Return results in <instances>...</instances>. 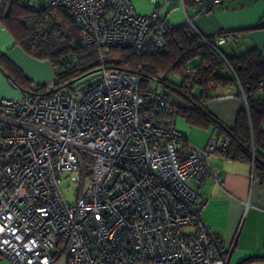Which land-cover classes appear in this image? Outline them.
<instances>
[{
  "label": "built area",
  "instance_id": "built-area-1",
  "mask_svg": "<svg viewBox=\"0 0 264 264\" xmlns=\"http://www.w3.org/2000/svg\"><path fill=\"white\" fill-rule=\"evenodd\" d=\"M226 1L193 0L206 15ZM44 7L71 13L99 65L68 85L59 87L55 76L45 91L34 84L18 99H0V256L15 264H229L232 248L204 221L209 198L199 187L212 174L210 155L226 156L233 139L186 148L177 108L152 87L165 73L143 88L140 69L105 64L114 48L139 56L164 50L172 25L161 5L150 14L133 0ZM199 35L218 48L239 32L216 34L214 44ZM182 78L192 91V75ZM214 84L186 109L205 103ZM67 180L76 186L73 200Z\"/></svg>",
  "mask_w": 264,
  "mask_h": 264
},
{
  "label": "crops",
  "instance_id": "crops-1",
  "mask_svg": "<svg viewBox=\"0 0 264 264\" xmlns=\"http://www.w3.org/2000/svg\"><path fill=\"white\" fill-rule=\"evenodd\" d=\"M28 1L31 6L38 2ZM48 1L40 0L38 8ZM133 1L142 14H149L154 10L153 6L149 8L143 0ZM34 5L32 7L36 8ZM160 5L163 16L172 27L189 24L188 19L191 18L193 29L206 38L238 30L239 35L234 41L220 46L229 57L240 56L251 49H257L264 55V0H227L213 15L200 14L199 7L195 4L184 10L178 0H168ZM258 24L261 27L252 29ZM0 56L1 61L7 60L18 67L32 83L48 85L56 76L51 61L39 60L29 55L1 22ZM187 66L190 70L183 73L188 76L196 73L197 66L192 67L190 63ZM226 71L228 75L233 73L230 68ZM183 73L168 76L169 85L159 84L177 109H186L187 103H198L205 95L203 88L196 84L189 98L175 90L174 88L183 84ZM29 91L30 88L24 90L12 82L0 67V99H18ZM260 95L263 97L264 91ZM210 96L200 108L204 107L225 127L218 124L193 125L185 116L177 113L181 117L177 121V127L185 136L186 148L191 145L203 147L211 137L225 135L226 128H233L238 113L247 104V97L238 82L215 81L210 89ZM258 124L264 134V118ZM259 142L255 151L264 161V141L260 138ZM209 160L212 174L199 187L201 194L209 198L203 211L204 221L232 248L229 264H264V181L255 170V162L253 159H230L220 153L211 154ZM217 180L223 181V184H219Z\"/></svg>",
  "mask_w": 264,
  "mask_h": 264
},
{
  "label": "trees",
  "instance_id": "trees-1",
  "mask_svg": "<svg viewBox=\"0 0 264 264\" xmlns=\"http://www.w3.org/2000/svg\"><path fill=\"white\" fill-rule=\"evenodd\" d=\"M185 3L186 8L195 4L193 0H186ZM44 5L36 9L30 7L28 0H3L0 22L29 55L39 60L51 61L56 76L59 77L58 86L61 87L96 70L99 63L95 60L96 51L83 46L81 28L71 13L64 7L47 10ZM259 27L260 24L252 29ZM222 33L224 32L220 34ZM208 40L214 44V37H209ZM195 59H200V63L192 79L204 92L211 80L218 83L238 82L242 87L247 104L238 113L233 128H226V135L233 139L226 157L253 159L255 170L264 181V161L255 151L260 138L264 141V134L258 124L264 118V96L260 95L264 91L260 89V82L264 81V55L259 50L251 49L240 56L229 57L220 47L216 49L206 43L192 26L185 24L172 27L165 35V48L161 53L139 56L131 49L114 48L106 56L105 64L108 68L121 71L140 69L142 87L147 88L150 80L159 72L165 73L162 83L169 85L168 76L182 74ZM1 60L0 56V67L16 85L24 90H31L37 84L42 91L46 90V84L32 83L14 64ZM229 68L234 74L228 75L226 69ZM174 89L188 98L192 93L187 90L185 83ZM177 113L185 116L193 125L218 124L225 127L204 107L178 108Z\"/></svg>",
  "mask_w": 264,
  "mask_h": 264
},
{
  "label": "rangeland",
  "instance_id": "rangeland-1",
  "mask_svg": "<svg viewBox=\"0 0 264 264\" xmlns=\"http://www.w3.org/2000/svg\"><path fill=\"white\" fill-rule=\"evenodd\" d=\"M36 1V0H35ZM39 1L40 0H38V2H34L35 3V5L34 4H32V6L34 5V6H36V9H38V5H39ZM143 1H145L146 2V5L150 8V6H153L154 7V10L156 9V6L157 5H160V4H162L163 3V1L161 2L160 0H158L157 2H152L151 0H143ZM134 2V1H133ZM46 4V3H45ZM134 4H135V2H134ZM148 8V9H149ZM153 10V11H154ZM152 11V12H153ZM151 12V13H152ZM150 14V13H149ZM190 64H191V66L192 67H196V66H198V64H199V59H195V60H193V61H191L190 62ZM152 87H159V84L158 83H155V82H153L152 83ZM160 88V87H159ZM181 117L180 116H178L177 117V121L180 119ZM178 126V125H177ZM179 130H180V128H178ZM209 141V140H208ZM200 147V146H199ZM204 147V146H203ZM71 187V189H70V192H66V194L69 196V198L71 199V200H73L74 199V197H73V192H74V190L76 189V186L74 185V184H72V182L70 181V180H67L65 183H64V185H63V189L64 190H66V189H69ZM63 263V259L62 258H58L56 261H55V263L54 264H62ZM0 264H15V263H13V262H11L10 260H8V259H6V258H4V257H1L0 256Z\"/></svg>",
  "mask_w": 264,
  "mask_h": 264
},
{
  "label": "water",
  "instance_id": "water-1",
  "mask_svg": "<svg viewBox=\"0 0 264 264\" xmlns=\"http://www.w3.org/2000/svg\"><path fill=\"white\" fill-rule=\"evenodd\" d=\"M217 49V48H216Z\"/></svg>",
  "mask_w": 264,
  "mask_h": 264
}]
</instances>
